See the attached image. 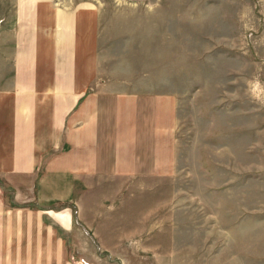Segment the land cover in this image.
<instances>
[{
    "label": "rangeland",
    "instance_id": "rangeland-1",
    "mask_svg": "<svg viewBox=\"0 0 264 264\" xmlns=\"http://www.w3.org/2000/svg\"><path fill=\"white\" fill-rule=\"evenodd\" d=\"M62 1L98 8L112 90L171 96L177 112L166 177L75 180L49 203L74 216L63 264H264V0Z\"/></svg>",
    "mask_w": 264,
    "mask_h": 264
},
{
    "label": "crops",
    "instance_id": "crops-1",
    "mask_svg": "<svg viewBox=\"0 0 264 264\" xmlns=\"http://www.w3.org/2000/svg\"><path fill=\"white\" fill-rule=\"evenodd\" d=\"M0 9L10 37L0 43V73H11L0 83V180L16 203H48V211L14 208L0 187V264H63L74 216L50 202L76 194L75 180L166 177L176 101L120 93L101 79L96 6L0 0Z\"/></svg>",
    "mask_w": 264,
    "mask_h": 264
},
{
    "label": "trees",
    "instance_id": "trees-1",
    "mask_svg": "<svg viewBox=\"0 0 264 264\" xmlns=\"http://www.w3.org/2000/svg\"><path fill=\"white\" fill-rule=\"evenodd\" d=\"M11 198H12V196L10 195V201H11Z\"/></svg>",
    "mask_w": 264,
    "mask_h": 264
}]
</instances>
